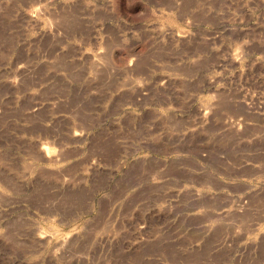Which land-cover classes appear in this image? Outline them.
I'll return each instance as SVG.
<instances>
[{
	"label": "rangeland",
	"instance_id": "374dc122",
	"mask_svg": "<svg viewBox=\"0 0 264 264\" xmlns=\"http://www.w3.org/2000/svg\"><path fill=\"white\" fill-rule=\"evenodd\" d=\"M0 264H264V0H0Z\"/></svg>",
	"mask_w": 264,
	"mask_h": 264
}]
</instances>
